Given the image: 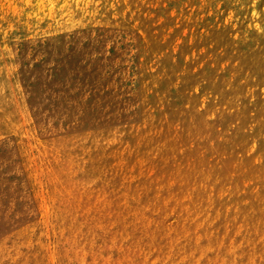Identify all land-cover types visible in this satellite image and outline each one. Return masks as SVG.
Listing matches in <instances>:
<instances>
[{
  "label": "rangeland",
  "instance_id": "obj_1",
  "mask_svg": "<svg viewBox=\"0 0 264 264\" xmlns=\"http://www.w3.org/2000/svg\"><path fill=\"white\" fill-rule=\"evenodd\" d=\"M0 264H264V0H0Z\"/></svg>",
  "mask_w": 264,
  "mask_h": 264
}]
</instances>
